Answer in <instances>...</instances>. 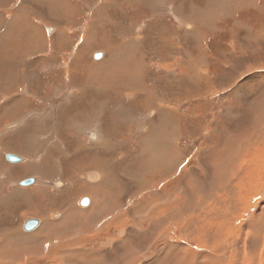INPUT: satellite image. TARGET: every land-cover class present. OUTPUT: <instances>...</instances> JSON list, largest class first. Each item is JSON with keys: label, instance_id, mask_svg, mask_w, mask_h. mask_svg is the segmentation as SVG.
I'll use <instances>...</instances> for the list:
<instances>
[{"label": "bare ground", "instance_id": "1", "mask_svg": "<svg viewBox=\"0 0 264 264\" xmlns=\"http://www.w3.org/2000/svg\"><path fill=\"white\" fill-rule=\"evenodd\" d=\"M57 3L54 6L49 4L51 12L55 15H66V12L71 11V8ZM126 6L115 1L112 6L109 0L101 6L100 11L108 19L111 14L117 19H129L140 13L137 6ZM174 8L176 18L194 19L195 22H200L199 29L204 30L206 19L213 21L218 19L217 17H229L233 24L227 27V23H224L223 27L229 28L228 31L225 29L209 32L211 35L217 34L214 37L206 34L207 32L199 34L198 28L186 23L185 30L176 36L180 43L173 52L171 48L165 50L154 42L155 38L158 40L154 35L156 30L162 29L165 37H175L167 32L169 24L157 23L155 26L154 23L151 33L149 32L148 36L145 34L146 37L143 36L145 38L142 41H129L117 51L108 47L103 51L105 56L102 62L87 67L88 71H99V84L107 86L105 95L109 98H112L110 93L117 94L120 89L127 87L126 83L119 82L113 88V76L121 70V66H124L121 68L125 70L123 72L127 75L128 82L140 85L136 87L139 90L135 93V86L133 90L132 86L129 88L133 94L130 92L127 97L133 95L131 100L134 102L128 106V113L125 111L123 116L119 113L117 119L119 123L123 122L119 125L126 122L125 117H131L133 106L148 110L146 113L149 115L146 114L141 120L130 119L135 126L126 130L119 131V128L114 129L108 123L105 126L106 143L103 142L97 148L94 144L90 145L91 149L86 151L83 160V163L89 164H85L83 168H98L109 177L108 180L99 173L89 176L90 181H97L99 178L105 180L104 185L95 193L84 191L89 184L79 177L74 165L73 154L76 153L72 148L75 147L76 141L67 138L66 142L63 140L62 145L68 153V159H61L58 167L70 170V182L58 179L56 183H48L51 188L62 187L63 194L54 197L38 191L39 197H35L33 191L17 189L16 196L21 198L14 199V193L9 204L2 205L0 201V225L5 227L0 231V259L6 264L24 263L30 258L54 261L56 264H72L74 257L83 255L89 259L80 260V264H141V257L144 259L146 253L149 264H253L259 253L260 260L264 259V208L260 213L255 211L242 227L235 225L240 219L239 211L246 206L244 190L248 181H256L252 189H255L257 196L264 197L262 173L257 171L260 164L264 163V3L262 0H178ZM16 19L22 20L14 23L13 27L18 24L30 27L25 17ZM22 27L17 32H20ZM32 28L33 31L37 29L35 25H32ZM103 32L105 33L104 29ZM103 32L100 31L99 36H95L102 39ZM5 36L4 39L8 37ZM23 36L25 35L20 34L15 39L19 38L21 43ZM41 36L39 38L42 39ZM9 42L13 43L12 39H9ZM7 43L3 53L9 60L17 55L19 50L21 53L25 51L21 47L14 52ZM152 44H156V47ZM215 44L217 46L213 47ZM159 45L164 48L163 52L159 51ZM145 47L152 51L143 52ZM177 51L179 53H176ZM107 54H110V57H107ZM139 56L146 58L145 61H139ZM171 57H178L179 65L171 63ZM189 59H193L195 65H186L185 61ZM196 61L203 67H197ZM131 65L132 70H128ZM137 65L141 66L137 69ZM153 65H158L160 69H151ZM171 65L176 67L171 69ZM109 72H112V75ZM90 80L88 84H80L83 89L80 87L82 90L79 89L80 92L76 96L75 109L83 111L81 105L91 97L87 92L102 91L97 84L93 86V81ZM69 81L75 85L77 80L69 78ZM57 85L60 84L55 83V86ZM20 98L15 99L11 106H6L3 118L12 115V107L23 105L26 97L22 95ZM209 98L211 99L208 100ZM66 101L69 105V99ZM217 107L220 110L215 116L212 110ZM56 113L60 116L58 110ZM115 122L117 121L113 120V124ZM137 126L141 127L138 136L133 134V141L128 138L130 143L126 146V159L130 164L125 162L119 171L115 159L113 173H109L105 164L107 165V159L113 153L116 154L113 140L120 143L121 137L128 136ZM26 139L24 138V141ZM91 141L96 142L97 138L91 136ZM111 145L113 149L99 157L103 150ZM122 148L123 145L120 146V149ZM79 154L81 160V152ZM48 184L46 185L49 186ZM84 199L88 200L86 205L82 204ZM113 201L120 203V206L124 201L130 203L128 207L131 214L146 210L143 221L147 227L138 228L133 225V229L126 233L123 223L113 225V218L102 226L108 215L114 213L113 205L111 206ZM14 202L17 207L10 212V206ZM80 203L86 207H81ZM248 204L247 210L251 208V203ZM53 211L58 212V218L50 220ZM22 212H27L30 217H41L44 224L39 225L38 229L36 227L37 230L32 233L22 232L24 226L20 228L21 225H17V215ZM80 214L86 217L84 221L87 220V224L79 220ZM47 217H50V221ZM92 222H97L99 226L95 231H73V226L79 225L84 229L90 227ZM163 225L169 229L168 235L164 237V232H159ZM18 230L21 233L19 236L16 233ZM113 230L119 232L121 238L114 239ZM46 241L48 245L54 242L49 248H54L53 250L45 252L43 248L40 253L36 250L38 255L24 259L18 256L19 249L23 251L27 247H36L37 244L41 246ZM98 241H101L102 246H92L93 249L87 251L86 246L83 247ZM11 250L13 253L5 256V252ZM31 251L35 252L33 249Z\"/></svg>", "mask_w": 264, "mask_h": 264}, {"label": "rangeland", "instance_id": "2", "mask_svg": "<svg viewBox=\"0 0 264 264\" xmlns=\"http://www.w3.org/2000/svg\"><path fill=\"white\" fill-rule=\"evenodd\" d=\"M108 1L109 0H94L92 2H89L87 6H84V4H82V0H0V61H1L0 62V81H1L0 83V87H1L0 88V92H1L0 93V114H1L0 115V201H2V205L9 204L12 201V198L10 197L14 193L16 196V192L18 190L33 191L35 197H39L37 195L38 191H42L44 195L50 194L51 196L54 197L63 194V191H61L62 187L61 189L60 188L58 189L57 187L51 188V184H48L49 186H47L46 183H56L58 179L70 182V178H71L70 170H66L62 167H58L60 166L59 161L61 159L65 160L68 156V153L64 151V147L62 145L63 140L66 142L67 138H71L74 141H76L75 147L72 148V150L76 153L73 154V157L75 158L74 165L77 168L76 170H78L79 177L80 178L82 177L86 182V184L87 183L89 184V186H87L84 189V191L86 193H95L96 191L100 190V187L104 185L105 180L99 178V180L97 181H90L89 176L94 173H99V174H103V176L108 180L109 177L103 170L101 173V171L98 168H90L89 166L83 168L85 164H89V163H83L86 151L91 149L90 148L91 144H94L95 147L97 148L101 146L103 142L106 143L105 126H107L108 123H110L114 129L119 128L118 129L119 131L121 129L126 130L135 126L133 122L129 121L130 119L141 120L145 116L149 115V113H146V111L148 112V110L146 109H142V108L138 109L135 108V106H133L132 107L133 112L130 114L131 117L130 116H128L129 118L125 117L124 121L126 122L123 125H119L123 123V122L119 123L117 119L119 113H121V115L123 116L124 115L123 113H126L125 111L129 109L128 106H130L134 102V100H131L133 95L129 97L127 96L131 93L133 94L132 90L134 86H135L134 93L138 91L139 89L136 87H140V85L136 84L135 82H134L135 84L132 83L133 84L132 85L130 82H128L127 80L128 78L126 77L127 75L125 74V72H123L125 70L121 68L124 66L121 67L119 66L122 71L118 70L116 75L113 76L114 77L113 88L119 82L126 83L127 87L120 89L121 92L119 90V93L117 94L112 95V93H110L111 95L109 94V96H111L112 98H109L107 95H105V91H106L105 88H107V86L104 87L102 86L103 85L102 83L99 84L100 82V79L98 78L99 71L91 72L88 71L87 67L102 62L105 56L104 52L106 49H108V47L117 51L123 45L127 44V42L129 41H133V40L142 41L146 36H148V34L151 33L150 30L152 24L154 23L155 26L157 25V23L169 24L167 32L169 31V35L175 37L172 38L165 37L162 34L163 33L162 29L156 30L154 35H156L155 37H157L158 40H156L155 38L154 42L156 41L155 43H158L161 46H163L165 50H167V48H171L170 50H172L173 52H175L176 49L179 47L180 42L176 36L179 35V33H181L183 30H185L184 24L186 23L187 25L191 24L192 26H194V28L195 27L198 28L200 26V22H195L194 19H191L189 17H186L187 19L176 18L177 16H175L174 13V9H175L174 6L177 4L178 0H121V1L111 0L112 6H113V2L115 1V3L118 2L119 4H122L124 6L134 5L138 7L137 10L140 13L129 19H117L114 18L112 14L109 19L103 16L100 9L101 6L108 3ZM57 2H60L63 6L71 8V11L69 13L66 12V15L63 13L59 15H55V13L51 12L49 4L51 3L54 6L58 4ZM262 2L264 3V0H262ZM112 8H117V7H112ZM53 9L55 10V8ZM137 16L140 17L141 19L137 18ZM17 17H25L30 27H22L21 26L22 24H18L16 25L17 27L16 26L13 27L14 23L22 20V19H16ZM217 18L218 19H214L213 21L212 19L210 20L206 19L204 30L198 28L200 30L199 34L200 33L204 34V32L205 33L207 32L206 34H208L209 32L211 33L219 32L220 30L227 29V27L233 24V22L231 21V19H229V17H226L225 19H221L222 17H217ZM224 23H227L226 24L227 27L226 26L223 27ZM31 24L35 25L38 30L36 29L35 31H33ZM21 27H22L21 31L17 32V30H19ZM103 29L105 33L103 32ZM228 29L226 31H228ZM100 31H102L103 32L102 34L104 35L102 39H99V37L95 36L97 34L99 36ZM160 31L162 32L160 33ZM174 31L177 34L174 33ZM5 33H7V35ZM20 34L25 35L23 36L24 38L22 37L23 41H21V43H19L20 42L19 38L15 39ZM220 34L221 32L218 33V35ZM5 35L8 37H6ZM34 35L36 36L35 38ZM37 35L41 36L42 39L39 38V36ZM216 35L214 34L211 36L215 37ZM4 36L6 37L5 39ZM9 39H12L13 43L9 42ZM97 40L98 42H95ZM5 43L10 44V47L14 52L17 49H20L21 47L25 51L21 53V50H19L17 55H15L11 60H9L7 57L4 56L3 53L6 47ZM152 45L156 47V44H152ZM160 45H159L160 48L159 51L163 52L164 48L163 47L161 48ZM165 45L167 46L165 47ZM214 46H217V44L213 45V47ZM222 49H224V47H222ZM142 50L143 52H145L146 50L145 53H149L152 51L147 47H145V49ZM155 50L157 51V49ZM96 53H101L102 57L100 59H95L94 55ZM176 53L179 52L177 51ZM108 56L110 57V54H107V57ZM138 58L139 61L141 62H144L146 59V58H142L141 56H139ZM170 61L173 64L179 65L178 57H171ZM194 62L195 61L193 59H189V61L188 60L185 61V64L192 66ZM198 62L199 61H196L197 67L202 66ZM139 66L137 65L136 68L138 69ZM10 67H12L13 69ZM174 67L176 66L171 65V69ZM132 68L133 66L131 65L127 69L132 70ZM154 68H159V67L158 65H153L151 69ZM119 71H121V73ZM109 74L112 75V72H109ZM45 75H46L45 78L48 79L47 81L45 78H43V76ZM48 75L50 78L47 77ZM69 78H72L73 80H77L74 82L75 85L69 81ZM90 79H92L93 81V86L97 84L102 88V91L100 93L96 90L90 91L89 93L87 92V94L91 95V97L86 103L81 105L83 111H80V109H75L74 103L77 101L76 96L80 92L79 89L82 88L81 86L84 83L88 84V82L91 81ZM55 83L62 85V87L60 85L55 86ZM131 86H132V90L129 89L131 88ZM22 95L26 97V100L23 103L24 106L22 105L19 107H12L11 108L12 110L10 111V113L12 112V115L11 116L8 115L3 118L2 117L4 116L3 110L6 109V106H11L14 100L20 98ZM67 99H69V105L66 104ZM210 99L211 98H209L208 100ZM119 104H121L122 107ZM117 106L124 110H121L120 108L118 109ZM218 108L219 107L214 108L213 109L214 111L212 110L214 115L215 113L217 114V112L220 110ZM57 110L60 116L56 115ZM213 117H211V119ZM208 119L211 120L210 118ZM113 120H116L118 123L115 122L113 124ZM138 127L139 126L133 128L134 132L133 130H131L128 136L126 135L122 136L121 137L122 140L120 143L117 140L116 141L113 140V144L116 149V154L113 153V155L107 159V165L104 162L109 173H113V160L115 159L117 160V164H118L117 168L119 171H121L122 169L121 167L125 165L124 164L125 162L126 164H130V162L126 159L128 152L127 147L130 141L134 140L133 134H135V137L138 136L137 134L139 132V129L141 128ZM32 131L35 134H33ZM92 132H96L98 134V140L96 142H92L91 140H89L90 133ZM22 133L24 134L21 135ZM32 135H34L35 137ZM94 136L95 134L92 135V137ZM24 138H27L26 141H24ZM128 138H130L131 140ZM122 145L123 148L120 149V146ZM111 146L105 148L103 150V153L99 155V157L106 154L110 149H113V146L112 147ZM80 152L82 156L81 160L79 154ZM8 153L16 154L24 158V161L21 162L22 164L10 163L5 159V155ZM257 171L262 173L261 181L263 183L264 163L260 164V166L257 168ZM32 176L37 178L36 184L32 186L19 185L20 181ZM255 182L256 181L253 182L248 181V183L245 184L247 186L245 187L244 190V194L246 198L245 205L249 206L248 203H251V208L247 210L245 206V208H242L239 211L240 219L237 220V222L235 223L236 227L238 226L242 227V224L247 220H249L251 218L250 216H252L255 211L257 213H260L261 210L264 208V197L257 196V194H255V189H252L253 188L252 185L255 184ZM263 187H264V183H263ZM107 194L109 193H105V195ZM103 197L105 196H102V198ZM17 198H21V197L16 196L14 199L17 200ZM23 198H25V196H23ZM162 201H164V199ZM252 202L254 204L253 206H252ZM16 204L17 203L14 202L10 206L9 209L10 212H12L13 208L15 209L17 207L15 206ZM121 204L122 207L120 206V203L117 204L116 201L115 202L113 201L111 206L113 205L114 213L108 215L107 221H105V223L102 226H104L108 221H110L113 218V222H114L113 225L114 224L116 225L118 223H123L122 225L126 227L123 228L126 230V233L131 231L133 229L132 227L134 226L138 228L147 227V224L144 223L145 221H143L145 219L144 216L146 215V210L144 211L141 210L142 213L140 211L139 214H131L129 212V207H128L129 206L128 204L130 203L124 201ZM80 206L86 207V206H82L81 203ZM116 213L118 214L116 215ZM124 213H126V215H124ZM140 213L143 214L142 217ZM51 214H52L51 219L50 217L49 218L47 217L48 221L55 220L58 218L56 217V215L58 214L57 211L55 212L53 211ZM121 214H123L124 217ZM54 215L56 218L54 217ZM17 216H18L17 225L18 226L21 225L20 228H22L25 222L30 218L38 219L40 221V225L44 224L43 223L44 220L41 217L38 216L39 218H37V216L35 217V215L30 217V215L27 214V212H22L20 213V215L18 214ZM129 216L132 217L130 218ZM78 218L80 221L83 222L86 217L80 214ZM116 219H118V221H116ZM141 221H143V223ZM85 222L87 224V220L84 221V223ZM131 222L133 223L132 225L130 224ZM39 227H37V229ZM73 227L75 228L73 229V231L75 230V232L80 230L82 231L85 229H89V230L91 229L90 231H95L97 228H99L97 222L94 223L92 222L90 227L84 229L79 225ZM1 228L3 229L5 227L0 225V231L2 230ZM37 229L31 230L30 232L32 233ZM21 231L27 233L26 231H24L23 228ZM162 231L164 232L163 233V237H164L165 235H168L169 229H167V227L165 228V226L163 225L162 227L159 228V232L161 233ZM0 233L2 234V232ZM16 233L18 234V236L21 234L19 230ZM119 237H120L119 232H115L113 230V238L119 239ZM51 244L53 245L54 242L48 245V242L46 241L41 246L37 244L36 247L35 245L31 247H27L23 251H20L19 249L18 256L23 257L22 259L29 258L36 254L38 255V253H40V250L42 251L43 248H45V250L43 251L48 252L49 250L54 249V248L49 249ZM44 245H46V247ZM192 245L193 247L195 246V244ZM92 246L93 247L102 246L101 241L85 244L83 247H85L87 251L89 248L93 249ZM31 248L33 249V251H35L34 253L31 251L32 250ZM36 250L39 252L37 253ZM23 252H26L27 254ZM12 253L13 250H11L10 252L7 251L5 252V256H9ZM259 256L260 253L257 255V259L254 261L253 264H258V263L264 264V259L260 260ZM143 257L144 259L141 257V261H143L142 263L149 264V262L147 261L148 260L147 253L144 254ZM73 259L74 261H72V264H77V263L80 264L82 260L89 259V257L83 255L80 257H74ZM50 263L56 264L54 263V261H47V260L39 261L34 258L33 259L30 258L28 261L20 264H50ZM0 264H6V262L0 259Z\"/></svg>", "mask_w": 264, "mask_h": 264}, {"label": "water", "instance_id": "3", "mask_svg": "<svg viewBox=\"0 0 264 264\" xmlns=\"http://www.w3.org/2000/svg\"><path fill=\"white\" fill-rule=\"evenodd\" d=\"M95 59H100L102 57V54L101 53H96L94 55ZM5 159L10 162V163H13V164H18V163H21L23 162V158L16 155V154H13V153H8L5 155ZM35 184V178L34 177H29V178H26L24 180H22L19 185L20 186H32ZM88 203V200L87 199H84L82 201V204L83 205H86ZM39 225V220L38 219H29L25 222L24 224V229L25 231H31V230H34L37 226Z\"/></svg>", "mask_w": 264, "mask_h": 264}, {"label": "crops", "instance_id": "4", "mask_svg": "<svg viewBox=\"0 0 264 264\" xmlns=\"http://www.w3.org/2000/svg\"><path fill=\"white\" fill-rule=\"evenodd\" d=\"M92 1H94V0H82V4H84V6H87V4H89V2H92ZM46 184H48V183H46ZM39 225H40V221H39ZM38 225V226H39ZM37 226V227H38ZM47 245V244H46ZM46 245H45V247H46ZM90 249V248H89Z\"/></svg>", "mask_w": 264, "mask_h": 264}, {"label": "flooded vegetation", "instance_id": "5", "mask_svg": "<svg viewBox=\"0 0 264 264\" xmlns=\"http://www.w3.org/2000/svg\"><path fill=\"white\" fill-rule=\"evenodd\" d=\"M93 134H95V137H96L97 140H98V134H97L96 132H92V133H90V136H89L90 140H91V136H92ZM34 178H35V177H34ZM36 182H37V178H35V184H36ZM40 194H41V193H40Z\"/></svg>", "mask_w": 264, "mask_h": 264}]
</instances>
